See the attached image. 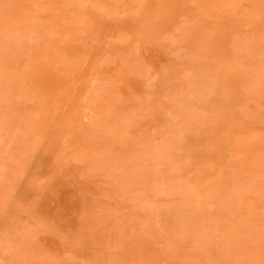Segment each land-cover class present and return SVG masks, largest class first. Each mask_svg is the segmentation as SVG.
Listing matches in <instances>:
<instances>
[{
    "label": "rangeland",
    "instance_id": "rangeland-1",
    "mask_svg": "<svg viewBox=\"0 0 264 264\" xmlns=\"http://www.w3.org/2000/svg\"><path fill=\"white\" fill-rule=\"evenodd\" d=\"M0 264H264V0H0Z\"/></svg>",
    "mask_w": 264,
    "mask_h": 264
}]
</instances>
